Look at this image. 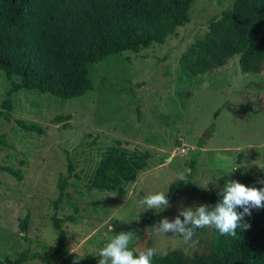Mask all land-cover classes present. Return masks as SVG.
<instances>
[{"label":"rangeland","instance_id":"rangeland-1","mask_svg":"<svg viewBox=\"0 0 264 264\" xmlns=\"http://www.w3.org/2000/svg\"><path fill=\"white\" fill-rule=\"evenodd\" d=\"M231 2L196 0L190 21L163 44L97 63L94 87L81 97L64 100L27 90L13 96L11 119L0 120L6 142L0 143V165L20 170L23 178L0 172V259L27 255L21 264H98L97 252L115 235L133 232L131 248L163 218L173 221L181 209L208 205V186L219 177L256 165L264 178V65L258 73L242 72L235 55L193 76L181 64L182 54ZM8 87L0 71V102ZM16 119L38 123L43 133L24 130ZM112 146L149 155L122 196L88 188L91 171ZM180 173H190L188 187L150 225L143 224L140 215L157 209L145 211L140 200L166 192ZM60 176L67 177V194L55 209ZM54 214L67 234L61 254H54ZM212 232L197 229L196 243L188 247L179 236L153 230L148 247L159 254H192Z\"/></svg>","mask_w":264,"mask_h":264},{"label":"trees","instance_id":"trees-1","mask_svg":"<svg viewBox=\"0 0 264 264\" xmlns=\"http://www.w3.org/2000/svg\"><path fill=\"white\" fill-rule=\"evenodd\" d=\"M196 0H0V71L9 87L0 102V120L11 119L13 96L21 91L51 94L68 100L85 95L93 89L92 68L111 56L138 53L163 44L178 27L190 21ZM230 7L212 18L205 34L188 47L181 56L182 67L193 76L203 75L223 66L228 59L239 56L242 72L261 71L264 65V0H231ZM217 113H215V116ZM27 131L43 133L35 122L16 119ZM213 128V124L210 126ZM0 143L6 142L0 137ZM145 152L129 151L121 146L109 147L97 161L88 178V188L125 195L126 186L135 181L148 165ZM191 167H194L192 164ZM73 165H68V172ZM0 172H9L22 179L20 170L0 165ZM261 169L253 165L249 172L236 171L209 184L208 206L222 200L228 181L262 188ZM185 180L169 184L170 204L188 187ZM54 208L66 196L67 177L60 176ZM237 211L242 212V208ZM162 213H142L141 222L150 225ZM28 217L20 226L26 231ZM57 230L54 254L64 252L66 231L62 219L52 215ZM244 221L250 228L236 229V235H212L201 239L203 248L186 254L181 249L157 253L153 264H264V208L253 209ZM149 241V245H150ZM133 248V247H131ZM130 248V249H131ZM36 258V255H31ZM0 259V264H21ZM52 259V256L43 258Z\"/></svg>","mask_w":264,"mask_h":264},{"label":"clouds","instance_id":"clouds-1","mask_svg":"<svg viewBox=\"0 0 264 264\" xmlns=\"http://www.w3.org/2000/svg\"><path fill=\"white\" fill-rule=\"evenodd\" d=\"M177 179L183 181V173L178 174ZM264 184V180L258 181ZM222 200L215 207L201 204L196 207L181 209L179 215L169 221L166 217L159 221L153 228L147 230L151 235L153 230L179 236L188 247H194L193 237L197 229L207 227L215 228L222 236L236 235V229L246 230L250 225L244 221V217L251 216L253 209L264 208V187H249L238 181H228L222 192ZM140 205L145 211L149 209H166L170 206L168 195L165 192H156L146 195L140 200ZM242 208L243 211H237ZM183 217V219H181ZM133 239V232H121L102 247L97 253L101 257L98 264H153V258L157 254L155 249L145 247L129 248Z\"/></svg>","mask_w":264,"mask_h":264},{"label":"water","instance_id":"water-1","mask_svg":"<svg viewBox=\"0 0 264 264\" xmlns=\"http://www.w3.org/2000/svg\"><path fill=\"white\" fill-rule=\"evenodd\" d=\"M149 234H147V231L142 235V237L139 239V241L133 246V248L135 249V247L137 245H139V248L137 250H140V248H145L148 247L149 245Z\"/></svg>","mask_w":264,"mask_h":264}]
</instances>
